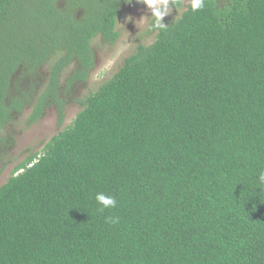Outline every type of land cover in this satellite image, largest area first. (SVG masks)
I'll return each mask as SVG.
<instances>
[{"label": "trees", "instance_id": "16d2710c", "mask_svg": "<svg viewBox=\"0 0 264 264\" xmlns=\"http://www.w3.org/2000/svg\"><path fill=\"white\" fill-rule=\"evenodd\" d=\"M130 2L0 0V172L25 113L63 128ZM156 29L0 187V264H264V0Z\"/></svg>", "mask_w": 264, "mask_h": 264}, {"label": "rangeland", "instance_id": "374dc122", "mask_svg": "<svg viewBox=\"0 0 264 264\" xmlns=\"http://www.w3.org/2000/svg\"><path fill=\"white\" fill-rule=\"evenodd\" d=\"M176 1L182 3L181 7L175 6ZM193 1L195 0H131L120 12L117 26L120 38L117 43L109 45L100 39L94 41L98 57L97 65L88 83L79 84L75 88L74 100L67 107L63 128L58 127L57 115L53 109L48 111L43 120L34 125L28 124L29 111L9 128V132L14 134L16 143L4 163L6 165H1V168H4L0 172V187L9 180L13 168L25 160L27 155L42 151L55 134L71 124L77 113L81 111L77 100L96 91L109 80L139 45L153 43L157 26L168 25L178 20Z\"/></svg>", "mask_w": 264, "mask_h": 264}]
</instances>
